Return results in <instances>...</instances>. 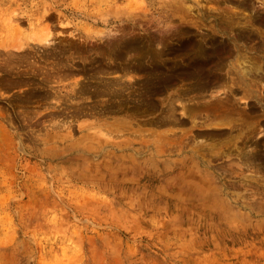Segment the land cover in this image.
<instances>
[{
  "label": "rangeland",
  "instance_id": "rangeland-1",
  "mask_svg": "<svg viewBox=\"0 0 264 264\" xmlns=\"http://www.w3.org/2000/svg\"><path fill=\"white\" fill-rule=\"evenodd\" d=\"M0 264H264V0H0Z\"/></svg>",
  "mask_w": 264,
  "mask_h": 264
},
{
  "label": "bare ground",
  "instance_id": "bare-ground-1",
  "mask_svg": "<svg viewBox=\"0 0 264 264\" xmlns=\"http://www.w3.org/2000/svg\"><path fill=\"white\" fill-rule=\"evenodd\" d=\"M44 8H45V10H44V13H47V11H48V8H49V6L47 5V4H45V6H44ZM17 14V13H16ZM17 15H19V16H23V17H26L27 19H28V21L30 22V23H33V21L35 20L34 19V17H33V15H31V14H27V13H25V12H20V13H18ZM44 16V15H43ZM38 17V16H37ZM45 18L46 19H48L49 18V14H47L46 16H45ZM37 33H35V34H33V37H32V41H38V42H41V43H43V44H45V45H47L48 46V44H49V37H50V29H49V25H48V23H46V24H44V27H43V30L37 35ZM21 48H23V47H21V46H18L17 48H15V50L17 49V50H19V49H21ZM124 177V176H123ZM213 214V213H212ZM247 223V222H246ZM250 223V222H249ZM235 224V223H234ZM234 226V225H233ZM242 234V233H241ZM244 234V233H243ZM205 244V243H204ZM213 244V243H212ZM207 245V244H206ZM202 246V245H201ZM211 247V246H210Z\"/></svg>",
  "mask_w": 264,
  "mask_h": 264
}]
</instances>
